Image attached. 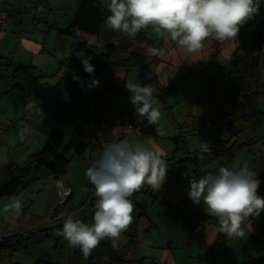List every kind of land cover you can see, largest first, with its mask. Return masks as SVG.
<instances>
[{
    "label": "rangeland",
    "instance_id": "rangeland-1",
    "mask_svg": "<svg viewBox=\"0 0 264 264\" xmlns=\"http://www.w3.org/2000/svg\"><path fill=\"white\" fill-rule=\"evenodd\" d=\"M75 8L76 3L74 0H24L21 6L16 8L17 12H15L16 10L11 11L16 20H22V25L28 36L32 33L33 38L39 35L45 38V48L39 54H34V62L41 64L42 72H38L37 69L28 64H26L28 67H22L25 58L30 55L23 48H17L16 52L10 56V61L12 59L15 61L13 66L0 65V88L2 89L0 91V105L4 109V111L0 109V126L5 129L0 131V175L5 173L7 153L10 146L18 142L23 143L26 139L28 142L25 151L22 153V158L26 159L32 152H36L43 147L46 131L50 126L61 128L65 132V141H68L71 135L76 136L81 130H84L87 139H94V134L89 132L88 125L93 124L95 133L102 135L98 129L101 124L98 117H102L101 112L104 115L112 113L111 108L115 102L110 97L106 102L108 92L103 94L101 112L92 107V99L85 92L88 80L81 60L74 54L70 55L68 59L69 48L75 51L84 50L86 54L89 51L86 42L75 45L72 36L59 33V29L67 26V18L71 16ZM51 24H54L55 27L49 26ZM66 68L68 71L65 72ZM259 70L264 81V47L259 56ZM109 71L107 69L105 73H110ZM73 74L84 81L85 87L82 88L78 82L73 80ZM16 81L25 89L29 102L35 99L43 102L39 105L46 114L42 124L33 123L38 119L37 117L26 113L25 118L24 112H20V110L23 111L24 102L19 95L17 96V92H5ZM207 81L202 82V84L207 82L202 88L209 93V91H213V84L209 80ZM157 92H159L158 89ZM15 103H17L19 109H15ZM153 103L158 109L161 107L156 97H154ZM115 104L117 105V103ZM260 108L264 110L263 103H260ZM1 112H3L2 115ZM161 112L162 115L157 124L149 125L146 120L140 119L141 132L127 133L118 140L139 144L142 148H147L157 156L162 157L169 170H177L182 175L189 171V168L184 162H179V157L189 151L200 150L201 144L204 143L203 136L201 138L191 135L185 136L183 131L178 132L174 114L169 113L168 115L165 111ZM175 115L176 120L183 124L181 117ZM207 116L210 118L209 114ZM25 124H32L35 134L33 137L31 135L22 139L19 135V129ZM106 124L108 131L106 134L103 133V136L108 139L109 136L106 137V135H111L109 137L111 140L107 143L117 141L112 137L111 120L107 119ZM174 135L179 136L178 143H175L174 139L171 138ZM222 135L223 138L228 137L226 132H223ZM93 143L87 148L83 157L74 155L70 158L66 173L60 177L63 183H68L72 193L71 199L75 203L80 201L83 185L87 180L85 170L89 167V158L102 151V145L99 147ZM103 146L105 145L103 144ZM245 152H248V150H243L238 158ZM218 161H215L211 166H214ZM21 172L23 171L19 169L14 176L17 177ZM25 177L28 180L26 187H22L19 182H16L13 193L0 195V239L2 237H5V239L8 237L9 239L8 247L2 250L7 257L0 259V264H3V261L7 259L22 264H34L38 258L60 264H87L86 259L78 256L76 249L69 247L65 240L55 235L54 230L61 228L60 226L46 229V226L50 224L47 218L41 224L42 226H33L30 223L33 215L46 216L48 205L51 211V207L62 200L57 192L58 185L48 168L44 165L36 167V164L32 163ZM169 186L164 183L159 189L161 190L160 193H157L159 191L152 190L148 187V184H145L144 188L150 190H140L134 197L130 198L137 207H135L133 215H137L140 211L144 212L137 217L136 227L138 228V220L142 219L143 215L148 216L149 220L156 224L149 230H144L143 227L140 228V234L143 235L144 242L153 244V247L164 244L165 222L166 219L173 217L169 207L163 208L161 206L162 195L158 196L161 192L163 194ZM137 203L141 207H138ZM54 223L56 224V222ZM128 230L129 228L123 233L122 238L126 236ZM136 246L135 244L131 249L136 257L146 254H141L140 251L137 253ZM173 252L177 256L176 260L184 258L185 264H189L190 260L187 258L189 250L187 248H173ZM124 257L130 258L128 251L124 252ZM191 262L197 264L196 261ZM209 263L218 264L214 261Z\"/></svg>",
    "mask_w": 264,
    "mask_h": 264
},
{
    "label": "clouds",
    "instance_id": "clouds-1",
    "mask_svg": "<svg viewBox=\"0 0 264 264\" xmlns=\"http://www.w3.org/2000/svg\"><path fill=\"white\" fill-rule=\"evenodd\" d=\"M106 10L103 24L112 32L121 33L135 41L137 35L150 28L156 35H166L187 53L202 51L210 40L229 42L237 39L240 28L260 13L264 0H98ZM115 43V41H114ZM101 46L97 39L87 41L86 47ZM152 51L158 52L157 49ZM81 60L83 70L94 77L92 57L84 50L68 49L70 55ZM68 69H65V72ZM73 80L85 87L84 81L73 74ZM100 81L92 78L87 83L89 90L99 87ZM131 94L129 102L138 120L155 125L162 112L154 106L153 89L148 85L125 82ZM37 99L25 104L24 110L37 117L33 123H41L46 114ZM32 124L19 129L23 139L34 132ZM211 149L202 143L198 153L200 160L206 159ZM168 165L139 144L122 140L107 143L99 158L85 170L88 182L95 193V212L90 223L74 215L63 219L62 228L55 229V235L65 240L69 247L78 248L87 259L101 241L108 240L113 249H118L124 232L134 219L135 204L130 199L147 183L158 191L167 178ZM188 198L193 204H201L207 215L215 217L219 233L229 238H243L242 225L246 222L251 231L250 217L256 219L264 212V197L258 195L261 181L247 162L234 160L230 166H220L215 172L196 177L190 171L182 174L187 178ZM87 190V189H85ZM213 242V241H212Z\"/></svg>",
    "mask_w": 264,
    "mask_h": 264
},
{
    "label": "crops",
    "instance_id": "crops-1",
    "mask_svg": "<svg viewBox=\"0 0 264 264\" xmlns=\"http://www.w3.org/2000/svg\"><path fill=\"white\" fill-rule=\"evenodd\" d=\"M23 1L24 0H0V8H4L9 12L5 27L0 29V65L5 66L7 64L13 66L15 61L13 59L10 61V56H12V53L16 52L17 48H23L24 50H27V53L29 52L30 55L25 58L22 67H28L26 65L28 64L37 69L38 72H42L41 64H39V62H34V54H39L45 48V38L40 35L34 36L33 38L32 33L28 36L22 25V20H16L11 13L12 10H16L15 12H17L16 8H19ZM74 12L75 10L72 12L71 16L67 18V24ZM49 26L53 27L54 24ZM145 30L154 39V43L152 45L136 43L131 47V51L138 55L135 67L128 69L106 67L99 72L98 77L103 82L122 85V88L118 91H107L108 95L106 97V102H108V98L110 97L113 99V102L117 103L119 108L125 109L127 112L137 117L135 115L134 107L128 101L131 94L126 90L125 82L132 81L134 83L148 85L153 89V97H156L158 103L161 105L159 109L165 111L168 115L169 113L174 114V121L177 123L178 132L183 131L185 136L191 135L198 136L199 138L203 136L204 143L206 142L211 146L218 137H223L222 134L224 132L209 127L210 122L213 120V115L209 113L211 105L215 101H221L224 93V86L221 82L219 83L217 77V69L221 65L228 64L231 54L236 48V39L229 42L216 41V43L210 40L206 43V46L202 51L196 54H190L166 35L158 36L154 34L150 28H146ZM68 35L74 38L75 45L81 43L77 42V39L73 35ZM152 49H157L158 52L154 53ZM214 52L217 54L213 55ZM107 69L110 70V73H105ZM151 79L152 82H147ZM204 80H209L210 83L213 84V91H209L208 93L202 88L201 84ZM15 84H18V86L23 88V86L16 81L13 82L11 87L6 89L5 92L13 93V91H15V93L17 92V96L19 95L20 97L18 90L14 88L12 89ZM158 85L167 87V91L165 92L162 101L158 98V94L160 93V91L157 92ZM1 90L2 89L0 88V91ZM23 90L25 92L24 88ZM85 92L88 93V96L92 99L91 105L93 107L94 90H89L85 87ZM28 102L27 96V103ZM115 103L114 105H116ZM14 107L15 109H19L17 103H15ZM0 109L4 111L1 105ZM20 112H24L23 115L26 118L24 108L23 111L20 110ZM111 112L110 115H104L101 112L100 114H102V117H98L101 123L98 126V129L102 135L95 133L93 124L88 125L89 132L94 133L99 141H101V144H95L99 147L102 145V149L104 148L103 144L106 145L107 141L111 140V138H109L111 135H106V137L109 136L108 139H105L103 136V133L106 134L108 131L106 124L107 119L111 120V133L114 140H118L127 133L141 132L142 129L141 125L139 130H119V126L113 121L114 111L112 110ZM2 114L3 112H1V115ZM175 114L181 117L183 124L176 120ZM207 114H209L210 118L208 116L206 117ZM4 130L5 129L0 126V131ZM81 131L84 133V130ZM81 131H79V133ZM79 133L77 135H79ZM101 137L102 140H100ZM174 137L179 136H171V138ZM255 150L260 151L264 156V127L260 132V138L258 141L253 144L248 152L243 153L238 158L241 163L247 162L250 168L257 173V178L261 181L258 195L264 197V160H260V157L254 153ZM195 151L197 150L189 151L187 154L179 158L191 155ZM100 153L94 157H98ZM184 163L187 164L186 166H188L189 171H191V165L188 162ZM23 166V172L21 173H26L31 167V164L25 162ZM188 180L189 177H182L177 170L171 171L168 169L167 178L164 183H167V185L170 186L163 194L161 192L158 196L162 195L161 200L169 201L180 209L191 208L200 213L206 214L203 208V202H201V204H193L188 198ZM66 185L69 187L68 183ZM148 187L155 190L150 185H148ZM145 189H147L146 191L150 190L149 188H142L144 191ZM158 191L159 192L157 193H160L161 190ZM64 199L65 198H62L58 203H61ZM137 205L141 207L140 204L137 203ZM161 206L163 208L169 207L163 206L162 204ZM170 210L173 217L166 219V230L163 239L164 244L156 246V248L153 247V244L144 242L143 235L140 234V228L143 227L144 230H149L156 224L150 221L148 216L143 215L142 219L140 218L138 220V228L136 227L137 241L135 244L137 245V253L140 251L141 254H146L136 257L134 252L126 246L128 232L119 242L118 248L121 249V247H123L125 251H128L130 258L138 259L145 257L148 258V262L150 260L153 264H185L184 258L176 260L177 256L175 252H173V248H187L189 250V255L187 257L190 260L189 264H192L191 261H196L197 264H210L209 262L213 261L218 264H251L253 260L264 254V233L257 235L258 231L264 226V212H261L260 216L256 219L250 217V220L252 221L251 231L247 222L242 225L244 231L243 238H229L223 233H219V225L215 217H212V221L205 224L198 235L192 238L191 235L195 228L194 224L188 221H176L174 212L171 208ZM135 216L138 217L139 215ZM44 221H46V219ZM256 235L257 239L254 240L253 237Z\"/></svg>",
    "mask_w": 264,
    "mask_h": 264
},
{
    "label": "trees",
    "instance_id": "trees-1",
    "mask_svg": "<svg viewBox=\"0 0 264 264\" xmlns=\"http://www.w3.org/2000/svg\"><path fill=\"white\" fill-rule=\"evenodd\" d=\"M74 1L76 3L75 12L67 26L59 29V33L71 34L77 39V42L86 43L95 36L97 44L103 45V47H89L88 56L92 57L90 63L95 69L94 77L86 73L88 82L92 78L100 81L99 87L93 88V108L101 112L103 94L110 90L118 91L122 88V85L103 82L98 77L99 72L106 67L125 69L135 67L138 55L131 51V47L136 43L152 45L154 39L146 30L141 31L135 41L129 40L124 34L109 31L103 24V20L108 13L101 8L98 0ZM211 41L216 43V40ZM236 42V48L232 52L228 64L221 65L217 69L218 80L225 89L224 94L221 101H215L209 110V113L213 115V120L210 122L209 127L217 131L226 132L228 137H218L214 144L210 146L211 152L206 155L204 160L198 158L199 150L178 159L179 161L188 162L192 167L190 172L196 177L202 176L207 172H215L220 166H230L234 160L238 159L239 154L243 150L252 148L253 144L260 138V132L264 127V110L260 108V103L264 104V81L259 70V56L264 47V4L260 8L259 15L240 28ZM215 54L217 53L214 52L213 55ZM147 82H152V79ZM207 82L201 84L202 87ZM13 88L18 90L25 105L27 96L23 88L18 86V84L13 85ZM158 89L160 91L158 98L162 101L167 87L158 85ZM34 134L35 132H33L31 137ZM173 139L178 143L180 138L174 137ZM27 142L25 139L23 143L18 142L10 147L7 153L5 173L0 175V195L13 193L16 182H19L22 187L28 185V180L25 177L26 173L18 174L17 177L14 176L19 169H23V163H35L36 167L44 165L48 168L53 178H58L66 173L72 156L83 157L92 142L101 144L95 134L94 139H87L83 131L77 136L72 135L68 141H65V132L61 128L50 126L46 131V141L43 147L24 159L22 158V153L26 149ZM99 156L90 157L89 166ZM215 161L218 162L211 166ZM71 194L70 192L61 203L51 207V211L48 205L46 216L33 215L30 220L31 225L42 226L41 224L45 222L44 220L49 218L48 223L50 224L46 226V229L54 226L62 228L63 219L69 214L74 215L85 223H90L95 212L94 204L96 200L93 186L88 180L85 181L81 199L77 203L71 199ZM161 204L172 209L176 221H188L194 224L195 228L191 235L192 238L198 235L205 224L212 221V216L191 208L180 209L166 200H161ZM52 220L56 224L54 222L51 223ZM136 223L137 216L134 215L133 222L128 230V241L126 243L129 249H132L137 241ZM263 233L264 226L258 231L257 235ZM257 235L253 237L254 240L257 239ZM8 241V237L0 239V259L7 257L2 250L8 247ZM76 252L79 257L84 258L78 248H76ZM124 252L126 251L123 247L121 249H113L110 241L103 240L86 261L87 264H153L151 261L148 262L145 257L138 259L125 258ZM3 262V264H22L9 259ZM34 264L60 263L38 258ZM251 264H264V254L253 260Z\"/></svg>",
    "mask_w": 264,
    "mask_h": 264
},
{
    "label": "built area",
    "instance_id": "built-area-1",
    "mask_svg": "<svg viewBox=\"0 0 264 264\" xmlns=\"http://www.w3.org/2000/svg\"><path fill=\"white\" fill-rule=\"evenodd\" d=\"M9 17V12L0 8V29H3L7 23ZM114 111L113 121L119 126V130H139L141 123L137 117L133 116L125 109H121L118 106L114 105L112 107ZM102 140V137L100 138ZM254 153L260 157V160H264V156L260 151L255 150ZM55 183L58 185V193L62 198H66L71 192L70 187L62 182L60 178H54ZM129 254V253H128Z\"/></svg>",
    "mask_w": 264,
    "mask_h": 264
},
{
    "label": "water",
    "instance_id": "water-1",
    "mask_svg": "<svg viewBox=\"0 0 264 264\" xmlns=\"http://www.w3.org/2000/svg\"><path fill=\"white\" fill-rule=\"evenodd\" d=\"M141 213H142V212L140 211V212L137 213V215H140Z\"/></svg>",
    "mask_w": 264,
    "mask_h": 264
}]
</instances>
